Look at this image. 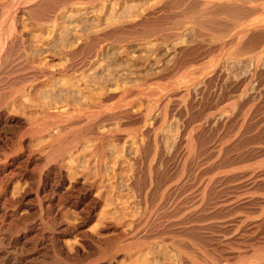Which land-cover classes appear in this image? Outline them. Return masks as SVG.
<instances>
[{"label":"bare ground","instance_id":"1","mask_svg":"<svg viewBox=\"0 0 264 264\" xmlns=\"http://www.w3.org/2000/svg\"><path fill=\"white\" fill-rule=\"evenodd\" d=\"M101 1L0 0V264H93L94 261H98V264H123L122 260L130 264H170V261H174L175 264H264V196L256 195L264 191V161L255 163L251 171L237 173L229 171L232 166L246 162L243 161L244 155L252 154L253 160L264 158V147L255 144L257 134L264 133V125L260 119L246 116L239 120L240 117H235V113L224 115L208 112L209 114L205 116L208 127L212 123L219 127L215 134L207 140L208 127L205 126L206 124L201 125L194 133L190 131L192 133L186 141L188 150L186 152L176 150L175 154L170 156L168 154L171 151L168 153L159 139L160 127L169 118L165 102L162 101L156 106L159 110L154 121L157 128L149 130L144 126L152 113V103H154L152 99L157 95V91H124L119 95L118 103L114 104V107H107L103 102L100 104V101L97 104H88V108L73 112L67 109L59 111L47 109L50 105L47 100L52 96L48 97L47 94L45 97V93L40 96L43 103H39H42L40 106L42 108L38 107L40 112H37L40 116L34 124L27 123L14 115L16 109H36L37 103L31 102L29 94L39 86L41 78L52 80L57 75L78 74L77 76H81L82 79L90 66L94 65L98 58V48H93L84 55V48L87 45L83 30H77L80 25L74 24L71 20L76 13L82 17V9L85 6H94ZM157 1L161 2V0ZM159 5L160 7L154 9L164 13H168L167 10L172 8L171 6H187L186 8L190 7L193 10V14L186 16L180 10L179 14L184 15V18L182 17L183 21L180 20L181 25L178 28L167 27L170 29L165 28L153 33V37L161 35L166 40L178 35L177 32L182 30L186 33H195L197 39H193L195 42L191 41L194 45L187 44L191 43L189 39L187 46H182V43L178 48L172 45L177 48L174 54L178 58L176 63L180 62V57L183 55L199 56L202 52L201 54H204L199 56L201 60V56L210 54L215 48L219 49L218 51L225 50L229 43L242 48L237 47L238 50L229 55V59H234L235 61L232 62L237 65L244 66L249 62V57H244V53L255 52L259 56L264 53L262 45L264 42H261L264 39V0H164ZM150 8L145 11L154 10ZM173 10L177 11L175 8ZM24 13L30 16L32 26L37 31L49 32V36L46 34L48 39L44 41L45 43L42 40L43 36L38 37L39 34L34 35L33 32L34 39L30 36L32 41L43 42L42 46L32 45L28 40L29 35L27 37L24 34L31 28L21 23V15ZM175 15L173 19L178 18H174ZM59 20L62 22L60 23ZM138 22L141 23L139 20ZM130 24L129 28L132 29ZM133 24L137 26L136 23ZM143 25L139 24V26ZM33 27L31 29H34ZM120 29L111 31L114 33ZM151 29L149 36L152 35ZM69 30L80 33L76 47H74L75 43L69 44L72 42L67 39L70 35ZM124 33L122 32L125 38ZM117 34L115 37H121L119 33ZM129 36L131 35L129 34L125 39H129ZM184 36L188 37L187 34ZM164 37L160 38L164 40ZM177 37H173L172 40L175 41ZM180 40L183 42L187 39L180 38ZM244 43L245 45L242 46ZM43 47L46 49L45 52L43 50L44 54L55 55L53 57L62 55L63 63L58 71L32 66L31 62L42 55L40 52ZM235 48L233 50L237 49ZM243 50L246 51L243 53ZM219 62L215 61L212 66L209 65L210 68L205 66L209 69V72L206 71L208 74L199 77L197 73L190 74L197 77L190 78V76L188 81L181 83L186 88L179 91L175 97L187 98L183 106L186 111L197 107L205 109L207 103L214 99L216 82L223 80L225 75ZM212 63L210 61V64ZM239 84L241 83L238 81ZM193 87L197 95L194 91L195 95H193ZM82 90L71 87L67 90L68 94L63 101L69 104L71 99H77L81 103L85 97L87 98ZM56 94L58 96V93ZM136 96L144 97L148 102V109L140 114L131 111L136 105ZM119 119H135L143 124L144 133L148 136L150 144H155L159 140L155 153L158 162L165 167L161 175L160 168L158 169L154 164H149V168L146 169L149 188L157 184L165 186L164 206L154 205L149 199L150 191L145 190L144 193L140 188V180L134 178L132 182L134 195H137V201L139 205H143V208L142 211H137L134 207L135 210L127 224L126 221L116 223L120 209L115 182L118 173L115 168L106 173V169L104 170L103 164L100 163L107 155L104 148L106 144H103L107 138L124 133L126 138L135 135L132 131L121 130L123 128L120 127V122L119 129L101 127L106 122ZM67 123L78 125L70 135L68 134L69 136H65L60 128L61 124ZM188 131L189 127H184L183 135ZM252 133L254 136L251 135ZM178 143L180 146L182 141ZM89 148L98 160V167H95L98 177L101 180L104 175L109 177L107 181H101V184L85 177L83 179L82 175L85 176L87 172L86 167L74 165L80 156H77L78 152L83 154ZM136 165L141 173V164ZM69 172H75L76 176L69 175ZM78 174L82 177H78ZM173 180L175 183L169 185ZM228 191L231 193L226 195ZM175 193L184 196L181 197L183 199H177L180 200L179 202L176 200L171 202L170 198ZM104 205L109 206L108 212L105 214L97 212ZM72 209L77 211L74 216L70 214ZM252 214L259 215L257 218H251ZM216 216L223 219V224L215 225L208 222ZM94 220L96 224L91 226ZM107 229L113 230L111 237L101 235V232ZM69 237L74 238L76 242L70 243L67 240ZM196 240L203 241L205 245L196 243ZM202 249L208 252V257H205L207 256L205 252H203L205 256L197 253V251L201 253Z\"/></svg>","mask_w":264,"mask_h":264},{"label":"rangeland","instance_id":"2","mask_svg":"<svg viewBox=\"0 0 264 264\" xmlns=\"http://www.w3.org/2000/svg\"><path fill=\"white\" fill-rule=\"evenodd\" d=\"M22 1L24 2L26 0H22ZM162 1H164V0H161V2ZM161 2L160 1L158 2L157 0H102L101 2L95 4L94 6H85V8L82 9V12H83L82 17L80 15H76L77 13L75 14V12H74L73 14H75V16H73L74 18L72 17L73 19L71 18L72 19L71 22H73L74 24L80 25V27L78 26L79 28H77V30L78 29L83 30L84 39H85V42L87 45L84 48V55H85V53L87 54L88 52L92 51L93 48H96V49L98 48L97 49L98 50L97 51L98 52V58H97L96 62L93 63L94 64L93 66L91 65L92 67L90 66V68L86 72V75L82 79H80L81 76H77L78 74H62L61 76L57 75L52 80L41 78L39 86H37L34 89L35 91L33 90V92L31 93L32 95L29 94L30 95L29 99L31 100V102L37 103L36 109H34V110H30V109L27 110L26 108H20L18 110L16 109L14 111V113H15L14 115L23 119L27 123H30V124L33 123L34 124L38 120L37 118L40 116V113H38V112H40L39 110L42 108V107L40 108L41 104L43 103L40 96L42 94L44 95L45 93H46V95H44L45 97L47 96V94L49 95L48 97L52 96L51 98H48V100H47V102L50 104L47 106V107H49L47 109H49V110H51V109L57 110L58 109V111L67 109V111L70 110L71 112H73V111H80L82 109L88 108L87 107L88 104L89 105H91V103L97 104L100 101H101L100 104H102V102H103V105L105 104L107 107H114V104L116 105V103H118V100L120 98L119 95H121V93L124 91H129V90H143L145 92H149L151 90H152V92L157 91L158 92V93L156 92L157 95L152 99V101L154 103H152V101L150 100V102L153 105L152 106V113L150 114V117L148 118V120L146 121L144 126L149 130H155L157 128V126H155L154 121H155V119L159 113L158 112L159 110L157 109L156 106L158 104L162 103V101L165 102V104H166L165 106L168 109L169 118L160 127L159 134L160 133L161 134L159 135V139L162 141L165 148L168 150L167 152L169 153L171 151L168 154L170 156L175 154L176 150L177 151L179 150L180 152H186L188 150L187 149L188 146H186V144H187L186 141L189 138V134H191L192 132L194 133L198 129V127H200L201 125L204 126L206 124V117L205 116H207L209 113H216V114L223 113L224 115H226V114L230 115L231 113L232 114L235 113L236 114L235 117H240L239 120H241L242 118H244L246 116H248V117L250 116V118L260 119L264 125V85H263L264 84V53L262 54V56H259V54L255 53V52L251 53L249 51H247V53L248 52L249 53L246 54V53H244V51H246V50H243L244 57L245 56H247V58L249 57L248 58L249 62L244 64V66L243 65H237L236 63L232 62V61H235L234 59H229V55L230 54L232 55L233 51L236 52L238 50V48H240V47H238V45H236V44L232 45L229 43L231 46L228 44L226 46L225 50L218 51L219 49L215 48V50L213 49V51L210 54L201 56V60H200L199 56L204 54V53L201 54L202 52H200L199 56H196L195 54H191V56H189V55L184 56L183 55L182 57H180V62L176 63L178 58L174 54H176L177 48L180 47L181 45L182 46H187V44L188 45H190V44L194 45V42H195L194 40L197 39L194 35L195 33L189 32V33H192L191 34L193 36V38H192V36L189 35V33H186V31L182 30L183 32L182 31L177 32L178 35H176V33L174 34V35H176V36H173L174 38L180 35L179 37H177V39L175 41L172 40L173 37L171 39L167 38L168 40H166L165 37L161 36V35L153 37V33L156 31L158 32V30H162V29H165L167 27L171 28V27L175 26L174 28H178L181 25V21H183L182 20L184 18L183 16L189 15L190 13L193 14L192 13L193 10L190 7L186 8L187 6H178V7L171 6L172 7V8H170L171 10L170 9L167 10L168 13H166V12L164 13V11H160V10L158 12V10H155V9L160 7L159 4ZM152 4H154L153 7H152ZM156 4H158V5H156ZM150 6L153 9L155 8L154 10L156 11V13L154 12V10H152L150 8ZM148 8H150L151 10L150 11L147 10V12H148L147 13L145 10ZM173 8H175V10H177L179 8L180 9L177 11H174ZM186 9H189V10H186ZM180 10H181V13L184 12L183 13L184 15H182L181 13L179 14ZM143 11H144V13H143ZM145 12L147 13V16H146ZM171 12H173V13L171 14ZM140 13H143V14H140ZM158 13H161V14H158ZM175 13L178 16H176ZM26 14L27 13H24L21 15V21H22L21 23L22 24L25 23L28 27L32 28L33 26H32L31 18L28 14H27L28 16ZM136 14L138 15V17ZM173 15H175L174 18L175 17L179 18V19L178 18L177 19L180 23L178 21H175V20H177L176 18L173 19ZM140 16L142 17V20H141ZM179 16H181V17H179ZM147 18H148V21H147ZM79 19H81V20L79 21ZM145 19H146V21H144ZM231 19H233V18H231ZM138 20L141 23H139ZM173 20L175 23L173 22ZM59 22L61 23L62 21L59 20ZM128 22L132 24V26L130 24V27H132V29L129 28ZM132 22L136 23L137 26L135 24H133ZM143 22H144V25H143ZM146 22H147V25H149V26L146 25ZM171 22H173V23H171ZM177 22L179 25L177 24ZM123 23H126V24L122 25ZM4 24H5V22H4ZM139 24H141L143 26H139ZM159 24L161 25V27L162 26L163 27L158 28ZM172 24H174V25L172 26ZM155 25H157V26L155 27ZM164 25L166 27H164ZM75 26H73L74 27L73 29H75ZM123 26H126V28L125 27L123 28ZM152 26H153V28H152ZM133 27H134L135 31L133 30ZM117 28H119V29L121 28L120 30L122 32H125L124 34H126L125 35L126 37H128L129 34L131 35V36H129L130 38L133 36L134 37L126 40L125 39L126 37L124 38L122 32H118L120 30H117V32L115 31L116 33L115 32L113 33L114 29H117ZM156 28H158V29H156ZM170 28H167V29H170ZM30 29H28V32L30 31L31 35H30V33L28 34V32H26V31L24 32V34L27 37L29 35L28 40H30L32 42V45L36 46L38 44V45L42 46L43 42L48 39L46 37L49 36V32L45 31V30L44 31L43 30L37 31L36 28L31 29V30ZM150 29L152 32V35H150V36L152 38L148 35L150 33ZM111 30H113V31H111ZM73 31L69 30V34H70L69 36L70 37L68 36L67 39L68 40L70 39V41H72V42L74 41V42L72 43V42H69L68 40H67V42H69V44L75 43L74 47H76L78 45L77 39H78V37H80V33H79V31L78 32L76 31L77 33H74L75 31L74 32ZM131 31H132V33H130ZM107 32L108 33L111 32L112 33V34L110 33L111 36H109L110 34L109 35L106 34ZM137 32H139V33H137ZM117 33H119V36H121V37H118V36L115 37L116 35H118ZM133 33H135V34H133ZM185 33L188 36L187 38L184 36V35H186ZM33 34L34 35L39 34L38 37L41 38V36H43L45 40L42 37L43 42L37 43L35 40L32 41V39H34ZM46 34L48 36H46ZM77 34H78V36H77ZM104 34L106 36H104ZM137 34H139V35H137ZM141 34H144V35H141ZM145 34L148 35L150 38L148 36L146 37ZM85 35H86V37H85ZM95 35L96 36L97 35L98 36L103 35V37H98V36L96 37ZM112 35L114 38L112 37ZM140 35L143 37V39H141L142 37ZM26 36H25V38H26ZM30 36L33 38L30 39ZM75 36H76V38H75ZM93 36H94V38H93ZM107 36H109V38ZM135 36L137 38H138V36H140L141 38L139 37L137 39V38H135ZM73 37L75 38L76 41L72 39ZM160 37L161 38L164 37L165 41L163 39H161ZM121 38H122V40H121ZM180 38H185L187 40H185V41L182 40L183 42H180L181 41ZM188 39L190 42L191 41H194V42L193 43L192 42L187 43V42H189ZM92 40H94V41L92 42ZM102 40L104 42L101 43L100 41H102ZM107 40H109V41H107ZM97 42H98V44H97ZM184 42H185V44H183ZM261 42H264V39H262ZM99 43H101V44L99 45ZM176 43L177 44L179 43V45H176ZM96 45H98V47ZM172 45L176 46L177 48L173 47ZM243 45H245V43L242 44V46ZM262 45L264 46V44H262ZM232 46H233V48H232ZM72 47H73V45H72ZM235 47L236 48L238 47V48L236 49ZM172 48H174V49H172ZM234 48L236 50H233ZM240 49H242V48H240ZM43 50L45 52L46 49H44V47H43V49L41 51L43 52ZM42 52H40L42 54L41 56L37 57L34 60V62H31L32 66L36 65L35 67L38 66L37 68H39V67L40 68H49V69H54L55 71L56 70L58 71L61 68V65L63 63L62 55L58 54V55H56V57H53L55 55H53V56L49 55V54L47 55V54H44V52L43 53ZM257 59H259L258 63H257ZM190 60H191V62H190ZM210 61L213 63L210 64ZM215 61L221 62V63L219 62V66L221 69L223 68L222 71L225 74L223 80L221 79L218 82H216V86L214 88V89H216L215 90L216 96L214 97L213 100H211V101H209V103H207V107H205V109L197 107L193 110H187L186 111L183 106H184V102L187 98H184L183 96L182 97H179V96L175 97L179 91H182L186 88V87H183V85L181 83L188 81L189 77L191 76L190 74H196L197 73L196 75H198V77L201 75L208 74L206 71H208L209 69H207V68L209 67V65L212 66ZM181 62H182V65H181ZM226 62H227V65H226ZM206 63H207V65H204ZM252 63H254V64H252ZM200 65H202V66H200ZM221 65H222V67H221ZM205 66L206 67L208 66V67L206 68ZM201 67L202 68L205 67L206 70H204V68L202 69ZM198 70L201 72V74H199L200 72ZM201 70H204V71H201ZM202 72L203 73L205 72V73L202 74ZM196 75H192L190 78H192ZM238 81L241 84L238 85ZM222 82L224 84H222ZM71 87L74 89H77V90L83 89L82 91L84 93V96H87V98L85 97V99H87V100L84 99L80 103V101L77 99L76 100L71 99L69 104H67L65 101H63V99L65 100L66 95L68 94L67 90L71 89ZM194 88L195 87H193V89H192V93L194 91V93L196 94V91H195L196 89H194ZM159 89L160 90L162 89V90L160 91ZM43 91H44V93H43ZM57 91H59V92H57ZM55 92L58 93V96ZM28 93H29V91H28ZM59 93L60 94L62 93V94L60 95ZM194 93H193V95H195ZM136 97H137L136 105H134L131 108V111L134 114H140L143 111L148 109V102L146 100H144V97H142L143 99L141 98V96H136ZM195 97L197 98L198 96H195ZM73 100H75V101H73ZM173 100H175V102H177V103L173 102ZM170 101L173 104L174 103L175 104L172 105V103ZM39 102H42V103H39ZM179 106H180V108H179ZM169 107H170V109H169ZM150 109H151V107H150ZM182 109H184L185 111ZM118 123H119L120 127L123 128L121 130L132 131L133 133H135V135L132 137L126 138V133H124V134H115V135H112L111 137L107 138L105 140V142H103L104 145L106 144L105 145L106 147L104 145L103 146L105 148L107 155H105L106 158L104 157L102 159L103 163H102V161L100 163L104 165V166L102 165V167L104 168V170L106 169L105 170L106 173H107V171H109L113 168H115L117 173H118L117 177L115 178V182L117 184L116 198L118 201V207L120 209H119V213L117 215L118 217H116V223L117 222L125 223V221H126L125 224H127L128 219L131 216V214L133 213V211L135 209L137 211H142V208H143V205L140 204L141 205L140 206L138 201H137L138 200L137 195H134L135 192H134V188L132 186V184H133L132 182H134V180H135L134 178L140 180V185H141L140 188L144 193L148 192L147 190L150 191L149 192V199L152 201V203H154V205L164 206V204L166 202V198H163V191L165 190V186H163V184H157V185H154V187L149 188V182L147 181V170L146 169L149 168V166H150L149 164H154L155 166H158L157 167L158 169L160 168V171H161L160 175H161L162 172H164L163 170L165 169V167L163 164H160L158 162V157L155 153L156 147L159 146V143H160L159 140L155 143L156 146L154 143L150 144L148 136H146V134L144 133L143 124H141L140 122L136 121L135 119H133V120L119 119L116 121L114 120V122H112V121L106 122L101 127L103 129L104 128L109 129L110 127H111L110 129H117V127H118V129H119ZM121 123H123V124H121ZM61 125L62 126H60V128H62V133L64 135L66 134L65 136H69L78 127V125L68 124V123L67 124H61ZM66 126H69V128ZM126 126H128L129 128L131 127V129H129ZM205 126L208 127L209 125L206 124ZM184 127H189V131H188L189 133L187 132L186 134L183 135L182 129ZM193 128H195V129L192 130ZM65 129L66 130L68 129V130L66 131ZM218 129H219L218 125L215 123H212L210 125V127H208V129H207V135H208L207 140L210 139V136L212 134H215V131ZM190 131H192V132H190ZM253 134L254 133H252L251 135L254 136ZM117 136H119V137H117ZM180 140L182 141V143L179 146L178 142H180ZM255 144H256V146L264 147V133L257 134ZM109 145H111V146H109ZM139 147H141V148L139 149ZM89 149L86 152H84L83 154H81V152H78V154H77V156H79V155L80 156L74 162V165L75 166H81L82 165L83 167H86L85 169H87L85 176L82 175L83 176L82 177L80 174H78L79 175L78 177H82L83 179L85 177V178H88L89 180L97 181L98 184H101V181H107L109 179V177L104 175L102 180L100 179V177H98L97 169H95V167L96 168L98 167V160L95 159V158H97L96 155L92 152L91 149L90 150ZM170 149H172V150H170ZM142 151H143V153H142ZM138 154L140 157L138 156ZM136 155L138 156V158ZM156 157H157V159H156ZM135 159L136 160L138 159L139 161L138 160L136 161ZM253 159L254 158H253L252 154L244 155L243 161H246V162L242 163L241 165L238 164V165L232 166L229 169V171H233L232 173L249 171V170L251 171L252 168L254 167L255 163H257L259 161H261V162L264 161V158H259L260 160L259 159L253 160ZM158 163L160 164V166ZM136 164H141V167H142L141 173L138 171V166ZM256 170H258V169H256ZM69 173H70L69 175H71V176H76L75 172H69ZM71 173H74V175ZM143 183L145 185H143ZM170 183L171 184H169V185H173L175 183V180H173ZM231 184L234 185L233 183H231ZM231 184H229V185H231ZM143 186H145V187H143ZM145 190H146V192H145ZM151 190H153V191H151ZM132 193H133V195H132ZM230 193L231 192L228 191V192H226V195H229ZM130 195L132 198L130 197ZM256 195L257 196H264V191H261V192L257 193ZM185 196H186V194H185ZM181 197H184V196H180L177 193L172 194L170 201L173 202L176 200L177 202H179L181 199H183ZM129 199H130V201H129ZM177 199H180V200L178 201ZM122 200H125V201L122 202ZM177 202L175 203V205L177 204ZM125 203H126V205H124ZM134 203L136 204L135 206H134ZM107 204H109V203H107ZM103 207L101 208L102 212L100 209L97 212L102 213V214H105L106 212H108L109 206L104 205ZM134 207H135V209H134ZM76 212L77 211H75L73 209L70 210V214L73 216H74V214H76ZM122 215H124V216H122ZM258 215L259 214H252L251 218H257ZM213 218L210 219V221H208V222L209 223L212 222L215 225L223 224V219H220L218 216L213 217ZM96 220H94L92 222V224H90V225L91 226L95 225ZM111 232L113 233V230L107 229V230L101 232V235L103 237H109V236L111 237V235H112ZM105 233H107V235ZM67 240L70 243L76 242V240H74V238H71V237L67 238ZM196 241H197L196 243H200V245H205V243L203 241H200V240H196ZM188 246H189V244H188ZM203 252H205L207 254H205ZM197 253L200 254L201 256L207 255L205 257H208V252L206 250L202 249L201 253L199 251H197ZM97 262L94 261L93 264H98ZM124 262H125V260H122L123 264L129 263V262L124 263ZM170 264H175V262L170 261Z\"/></svg>","mask_w":264,"mask_h":264}]
</instances>
